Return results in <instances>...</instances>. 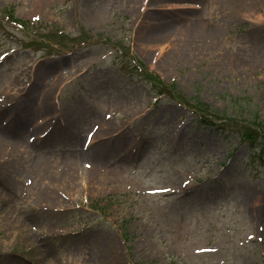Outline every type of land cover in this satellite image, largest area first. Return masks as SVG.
Returning <instances> with one entry per match:
<instances>
[{"label":"rangeland","instance_id":"obj_1","mask_svg":"<svg viewBox=\"0 0 264 264\" xmlns=\"http://www.w3.org/2000/svg\"><path fill=\"white\" fill-rule=\"evenodd\" d=\"M263 126L264 0H0V264H264Z\"/></svg>","mask_w":264,"mask_h":264},{"label":"trees","instance_id":"obj_2","mask_svg":"<svg viewBox=\"0 0 264 264\" xmlns=\"http://www.w3.org/2000/svg\"><path fill=\"white\" fill-rule=\"evenodd\" d=\"M141 68H142V70H141ZM138 69L141 70L145 75L148 76L147 71H146L144 66L137 64V67L135 68V70H138ZM122 71L126 72L129 76L132 75L131 71H127L124 69ZM159 86H160L159 89L161 90V92L164 90L166 92V94H168L171 98L181 100V101L186 100V99H183L182 94H180L177 91L175 86H173V85H170V86L162 85L161 86V83H159ZM192 100L194 103V105H193L194 108H196L200 111H203V112H208L209 115H214L213 111H211L209 108H207L206 105H204L202 102H200L197 99H192ZM256 119L257 118H255V120ZM222 128H223V126H222ZM254 129L255 128L246 131L245 133L242 134V137L244 138V141L247 144V146L249 148H251V150L257 149L259 151L258 155L260 157H262V154L264 155V126H263L262 130L259 129L258 132L253 131Z\"/></svg>","mask_w":264,"mask_h":264},{"label":"bare ground","instance_id":"obj_3","mask_svg":"<svg viewBox=\"0 0 264 264\" xmlns=\"http://www.w3.org/2000/svg\"><path fill=\"white\" fill-rule=\"evenodd\" d=\"M12 120H13V121H16V120H17V117L14 116V117L12 118ZM16 123H18V122H16ZM27 125H28V123H26V122L22 123V122L19 121V124H18V126H17V128H16V135H17V138L14 139V141H13L14 144H16V145H18V144H22V142L26 139V137L30 135V130L27 129ZM26 130H27V131H26ZM28 138H29V137H28ZM72 141H73L74 143H78V142H79V139H78V137L76 136V137H73V138H72ZM37 142H38V141H36V143H37ZM42 142H43V143H41V145H45V143L47 142V140H46V139H43ZM1 158H2V152H0V159H1ZM1 164H4V163H1Z\"/></svg>","mask_w":264,"mask_h":264}]
</instances>
